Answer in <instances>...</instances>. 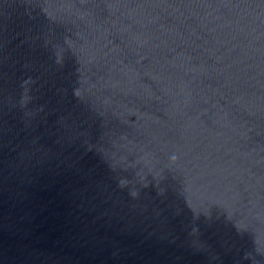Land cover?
I'll list each match as a JSON object with an SVG mask.
<instances>
[{
    "label": "water",
    "instance_id": "obj_1",
    "mask_svg": "<svg viewBox=\"0 0 264 264\" xmlns=\"http://www.w3.org/2000/svg\"><path fill=\"white\" fill-rule=\"evenodd\" d=\"M0 264H264V0H0Z\"/></svg>",
    "mask_w": 264,
    "mask_h": 264
}]
</instances>
